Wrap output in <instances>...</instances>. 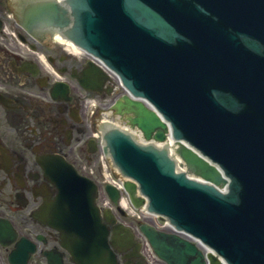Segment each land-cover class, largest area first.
Masks as SVG:
<instances>
[{"label": "water", "instance_id": "95a60500", "mask_svg": "<svg viewBox=\"0 0 264 264\" xmlns=\"http://www.w3.org/2000/svg\"><path fill=\"white\" fill-rule=\"evenodd\" d=\"M83 1L89 12L82 17L83 38L79 34L76 39L131 79L130 87L137 95L148 97L173 120L176 136L187 137L194 146L227 167L235 177L239 193L217 195L215 189L174 176L161 167L153 152L139 149L122 137L113 145L116 159L141 183L154 207L178 220L187 231L215 245L235 264H264V85H260L264 83V68L259 58L239 51L240 40H246L248 31L264 30V0ZM196 3L219 17L220 22L231 24L233 33L217 25L221 32L214 35L207 24L216 20L201 8L196 9L193 5ZM51 7L54 13L60 9L66 13L59 4ZM143 7L158 11L196 45L183 39L173 44L157 35L152 27L161 29L167 23L157 14L153 22L145 24ZM39 9L34 7L28 12V24L42 18L44 10ZM200 25L209 35L199 33ZM90 65V76L97 70L104 82L108 75L91 62ZM235 72L244 74L241 84L234 80ZM86 81H82L83 85L93 88ZM231 87L239 98L250 101L253 108L258 105L259 118L230 112L224 91L235 93ZM124 100L115 107L120 114H135L130 117L131 124L141 128L145 138L161 141L166 138L168 126L154 110L129 96ZM179 151L189 167L204 178L217 184L226 181L189 147L181 144ZM53 167L54 176L59 168L56 182L62 184L63 205L56 214L66 222L55 226L62 230L64 247L77 264H115L116 259L111 257L105 243L109 228L100 221V209L95 204L97 187L69 164L56 162ZM125 187L134 203L141 204L142 200L134 197L136 184L126 181ZM106 189L113 200L118 199L114 187ZM75 204L79 206L75 208ZM104 215L108 217L107 212ZM142 230L156 253L169 264H203L201 251L179 235L155 231L148 225L142 226ZM98 244L103 247L102 252L93 250ZM214 261L219 264L215 258Z\"/></svg>", "mask_w": 264, "mask_h": 264}, {"label": "flooded vegetation", "instance_id": "af4514ba", "mask_svg": "<svg viewBox=\"0 0 264 264\" xmlns=\"http://www.w3.org/2000/svg\"><path fill=\"white\" fill-rule=\"evenodd\" d=\"M33 32L25 33L12 0H0V264H48L49 250L61 253L64 264H73L61 248L59 232L44 223L58 196V188L46 177L45 164L61 155L82 172L80 160L91 163L97 144L90 140L88 102L93 95L103 104L107 88L101 93L84 90L71 77L83 69L82 62L57 45L41 42L37 29ZM53 69L65 70L70 78L67 98H52L51 87L58 81L51 75ZM5 218L17 229L16 240L33 241L35 251L26 263L22 257L16 263L11 260L17 249L5 236ZM134 232L138 237L136 228ZM138 244L140 248L133 247L128 257L120 255V264H165L148 248L146 252L142 242Z\"/></svg>", "mask_w": 264, "mask_h": 264}, {"label": "rangeland", "instance_id": "374dc122", "mask_svg": "<svg viewBox=\"0 0 264 264\" xmlns=\"http://www.w3.org/2000/svg\"><path fill=\"white\" fill-rule=\"evenodd\" d=\"M64 52H66L65 50H63ZM67 53V52H66ZM110 85L112 86V91L108 92V97L111 99L113 94H115V92L117 91V85L116 82L114 80L113 82H110ZM116 90V91H115ZM108 99V100H110ZM103 103H107V100H102ZM90 163L87 164V162L83 161L79 164L83 166V170L86 173H90L91 176L95 179V181L99 184H102V186H104L106 184V180L107 178L105 176H103L104 173V167L102 165V161L100 160L99 156L97 153H95V157L90 161ZM138 219V216H128L127 220L128 221H136ZM153 223V222H152Z\"/></svg>", "mask_w": 264, "mask_h": 264}, {"label": "bare ground", "instance_id": "6f19581e", "mask_svg": "<svg viewBox=\"0 0 264 264\" xmlns=\"http://www.w3.org/2000/svg\"><path fill=\"white\" fill-rule=\"evenodd\" d=\"M70 50H71L72 52L76 53L77 55H82V53H81L77 48H75V47H72ZM139 101L142 102V103L144 104V106L147 107L148 110L152 109L150 106H148V105H147L146 103H144L142 100H139ZM139 101H138V102H139ZM108 116H113V117L116 118L118 121H120V120H126L125 122H123L124 126H126V127H128V128H130V127L135 128V129L139 132V134H140V135H139L140 138L145 139V138H144V135H143V133H142V131H141V129H139V128L136 127V126L134 127V125L131 124V121H130V120H127L126 117H122L123 115H120V114L118 113V111L112 112V113L109 114ZM167 131H168V129H167ZM111 182H112V184H113L114 186H117L113 181H111ZM121 203H123V205H126V203H125L124 200H122ZM121 242H122L123 245H129V244L132 243V240L130 239V237H128V236H124V238H121Z\"/></svg>", "mask_w": 264, "mask_h": 264}]
</instances>
